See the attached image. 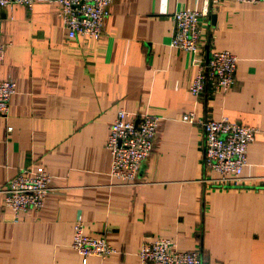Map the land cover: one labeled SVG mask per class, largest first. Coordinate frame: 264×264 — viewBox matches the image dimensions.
<instances>
[{
  "label": "crops",
  "instance_id": "0c3cea01",
  "mask_svg": "<svg viewBox=\"0 0 264 264\" xmlns=\"http://www.w3.org/2000/svg\"><path fill=\"white\" fill-rule=\"evenodd\" d=\"M200 6L110 0L97 40L67 38L51 2L0 10V80L15 85L0 117V264H138L141 243L154 238L197 249L201 264H264V2L208 6L200 51L228 50L237 61L225 94L193 97L199 54L192 59L169 39L171 15ZM118 109L157 117L132 185L108 176L104 142ZM187 111L256 129L239 187L211 183L201 129L180 119ZM36 166L50 190L38 210L14 214L1 190ZM77 215L85 233L103 235L116 253L82 263L70 248Z\"/></svg>",
  "mask_w": 264,
  "mask_h": 264
},
{
  "label": "built area",
  "instance_id": "2783aa9c",
  "mask_svg": "<svg viewBox=\"0 0 264 264\" xmlns=\"http://www.w3.org/2000/svg\"><path fill=\"white\" fill-rule=\"evenodd\" d=\"M36 0H0V10L12 5L29 8ZM57 5V16L67 38L76 36L97 40L103 33V22L107 16L110 0H43ZM219 0H201L199 9H180L171 15L173 32L169 45L181 50L194 60L195 73L188 85V92L198 97L206 89L211 94H225L233 82L237 58L228 50H201L202 36L200 19H205L208 6ZM243 3H258L264 0H233ZM2 45L0 44V53ZM14 82L0 80V117L8 112V101L14 93ZM182 121L197 124L202 134V166L216 176L209 179L219 188L239 187L240 173L246 164V151L252 142L256 129L219 119H196L192 111L181 115ZM157 117L151 113H132L118 109L111 121L104 148L109 153L108 176L116 185H132L138 169L151 149ZM10 130L9 127L6 128ZM50 176L41 166L19 169L9 178L2 193V204L14 214L27 209L38 210L50 188ZM70 248L84 263L85 258L94 256L104 260L116 253L103 235L93 236L83 231L81 217L77 215L72 223ZM138 264H201L197 249L179 250L174 241L154 238L143 241L138 250Z\"/></svg>",
  "mask_w": 264,
  "mask_h": 264
},
{
  "label": "water",
  "instance_id": "95a60500",
  "mask_svg": "<svg viewBox=\"0 0 264 264\" xmlns=\"http://www.w3.org/2000/svg\"><path fill=\"white\" fill-rule=\"evenodd\" d=\"M211 18H212V16H211Z\"/></svg>",
  "mask_w": 264,
  "mask_h": 264
}]
</instances>
